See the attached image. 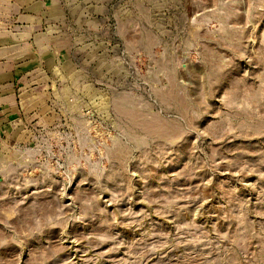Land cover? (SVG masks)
Returning <instances> with one entry per match:
<instances>
[{"label": "rangeland", "instance_id": "374dc122", "mask_svg": "<svg viewBox=\"0 0 264 264\" xmlns=\"http://www.w3.org/2000/svg\"><path fill=\"white\" fill-rule=\"evenodd\" d=\"M0 264H264V0H0Z\"/></svg>", "mask_w": 264, "mask_h": 264}]
</instances>
